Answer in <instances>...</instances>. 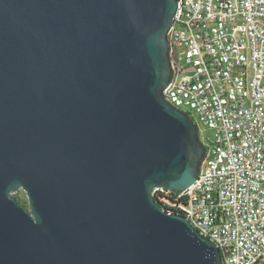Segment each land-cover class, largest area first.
<instances>
[{
    "label": "water",
    "instance_id": "95a60500",
    "mask_svg": "<svg viewBox=\"0 0 264 264\" xmlns=\"http://www.w3.org/2000/svg\"><path fill=\"white\" fill-rule=\"evenodd\" d=\"M175 13V0H0V264H221L150 195L186 190L205 152L161 96Z\"/></svg>",
    "mask_w": 264,
    "mask_h": 264
},
{
    "label": "built area",
    "instance_id": "2783aa9c",
    "mask_svg": "<svg viewBox=\"0 0 264 264\" xmlns=\"http://www.w3.org/2000/svg\"><path fill=\"white\" fill-rule=\"evenodd\" d=\"M175 1L161 96L209 137L191 186L150 195L211 242L221 264L264 263V0Z\"/></svg>",
    "mask_w": 264,
    "mask_h": 264
},
{
    "label": "rangeland",
    "instance_id": "374dc122",
    "mask_svg": "<svg viewBox=\"0 0 264 264\" xmlns=\"http://www.w3.org/2000/svg\"><path fill=\"white\" fill-rule=\"evenodd\" d=\"M192 122L198 129L199 142L202 144L203 147H207V144H208L207 139L209 137V131H207V129L201 123H199V121L196 118H192ZM203 159H204V156L202 159H200L199 169H200ZM13 195L18 197L21 201L26 202L27 204L25 193L21 189L16 191V193ZM260 264H264V263H260Z\"/></svg>",
    "mask_w": 264,
    "mask_h": 264
},
{
    "label": "trees",
    "instance_id": "16d2710c",
    "mask_svg": "<svg viewBox=\"0 0 264 264\" xmlns=\"http://www.w3.org/2000/svg\"><path fill=\"white\" fill-rule=\"evenodd\" d=\"M15 198H16V200H17V202H18V204L21 206V207H23V208H27V204H26V202H24V201H21L18 197H16L15 195H13ZM155 200V199H154ZM172 213H174V214H180V212H178V211H175V210H173V212Z\"/></svg>",
    "mask_w": 264,
    "mask_h": 264
}]
</instances>
